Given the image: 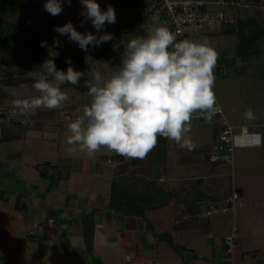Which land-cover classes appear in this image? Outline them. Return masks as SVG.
Here are the masks:
<instances>
[{"label":"crops","instance_id":"crops-1","mask_svg":"<svg viewBox=\"0 0 264 264\" xmlns=\"http://www.w3.org/2000/svg\"><path fill=\"white\" fill-rule=\"evenodd\" d=\"M103 1L105 3V0ZM117 2H120V0H117ZM120 5L125 15L137 16L138 18L135 22L133 20L129 31L134 35L142 34V26L144 24H150L154 18L150 4L141 6L137 1L131 3L129 0H121ZM107 8L108 6L105 5L104 9L107 10ZM237 11L239 10L236 8L229 9L227 12V21L233 20L238 16L239 12ZM200 33L209 35L219 46L223 47V45H225L224 36L227 34L223 32L222 23L216 24L211 31ZM211 40L209 41L210 44L212 43ZM116 45H114L112 49ZM112 49L101 59H105L112 64L115 63L116 66L120 67L121 61L117 59V57L120 56L114 55L113 57H109V52ZM232 57L233 56L229 55L224 57V59H219L217 65L219 62H224L225 65L230 66ZM116 66L112 72L118 70H115ZM101 68L100 72L102 74L112 73L108 72L104 67ZM214 71L218 75H221V73L218 72V67H216ZM88 92L89 88L87 87L84 102L85 106L89 105L91 101ZM81 108V110H83L84 105H82ZM74 109H76V107ZM59 110V113L52 118L32 119L33 121L29 124L20 123L11 118L5 120L3 119L4 116H1L0 137L16 134L19 138L12 140L25 138L27 130L32 126L42 125V128L46 127V129H51L52 126H45L44 124L57 117H61V111L64 109L61 107ZM77 110H79V108H77ZM28 119L31 120L29 115ZM240 124H243V122L236 123V125ZM21 125L23 127L27 125L28 127L26 131L24 130V134L20 135V132L17 131L12 134L13 130H17L16 127ZM198 125L202 126L201 124ZM211 127L212 142L216 138L218 128L216 126ZM251 131L258 136V142L261 145L259 134L253 130ZM188 135L196 145L195 149L191 151L181 149L176 143L173 144L171 140L168 139L169 150L166 165L164 171L159 176V180L165 184L167 189H181L183 192L186 189L188 192H191L189 188L193 184V179H196L194 181L196 183L200 182L197 196L194 195L193 190V194L191 193L190 196L184 193V198H188V201L197 199V203L200 206L194 226L186 228L176 227L177 224L181 223V221L177 220V215L180 211L185 209V203L187 202L185 199H180L179 195L174 197L166 206L147 213L149 216V213L161 209H168L170 212V218L168 220H163V215L160 216L161 214H158L154 220H151L148 216V220H144L141 217L113 213L110 210H106L109 191L106 195L93 190L87 193L78 192L72 189L73 185L70 183V176L65 172L66 165H64L63 162H57L55 160L53 162L44 161L57 165L63 172V176L58 182L49 185V180L40 176L39 171L35 167L36 165L32 164L36 169V173L28 176L27 182L31 190L27 191V195L23 196L21 193H12L11 191V199H8V195L4 198V193L0 192V202H2L3 198L6 202L10 200L11 208L20 213V220H4L5 209H3V206H0V264H230L223 245V237L226 232H228L231 222L229 220V222H227L226 220L227 223L225 226L224 221L213 220V216L205 217L202 213L210 201L220 202L228 194V192L222 194L219 186L211 184V175L207 176V174L201 170L204 167L203 164L207 163L214 168H217L216 166L222 167V165L212 164L207 159L206 148L211 142H203L201 136L196 135V132L194 135V132L190 131ZM173 145L175 146L174 149L171 147ZM246 147L251 148V146L237 148ZM173 152L179 154L178 159L175 160V158H173ZM103 157H106V155H99V158L90 165L88 169L90 174L101 176L109 173L101 165L104 163V165H106L108 163L107 161L110 162V159ZM124 159L128 160L129 158L124 157ZM202 159L205 161H201ZM13 160H15V158ZM74 160L76 171L80 172L84 170L81 159ZM199 164L203 167L200 166L199 168ZM0 165L6 169L4 172L0 173L1 181L3 174L8 172L10 168L3 162H0ZM176 165L180 166L182 169H177ZM195 168H198L199 174L191 178L188 172ZM177 170H180V175H177V173H179ZM48 172H52V170L48 168ZM11 173L14 174L15 172ZM107 176L109 180H111L110 174ZM177 181H180V186L175 188L174 185ZM207 181H210V183L207 184ZM237 190L239 198H241V201L247 206L244 205L242 209L239 208L241 215L239 220L242 223V228L240 231L241 234L238 228V238L244 241V243L238 248L237 245L239 241L238 239L236 240L234 253L236 264H264V254L259 252L260 248L257 247V245H249L246 243L247 236L245 234V230H248L249 234L251 233V235L255 236L256 232L252 227L253 225L250 217L254 215L253 203H255L256 200H260V197L256 198L253 194L250 196L247 195L246 192L248 190H243V188L239 186ZM17 206H21V208H17ZM50 207H52V209H49ZM260 207L263 208V203L261 202ZM53 209H59L60 215H57L59 216L58 218L51 214L53 211L50 212V210ZM90 210L95 211V233L92 249L88 250L84 244L81 216ZM250 211L252 212L250 213ZM183 217L188 218V214L184 213ZM189 221L190 220H187L186 222L185 220L181 224L187 225ZM222 230L224 231L222 232ZM166 233H170L174 247L169 245L166 238L167 236L165 237ZM242 234L243 236H241ZM72 240L81 242V247L84 251H80L78 246L72 243Z\"/></svg>","mask_w":264,"mask_h":264},{"label":"clouds","instance_id":"clouds-1","mask_svg":"<svg viewBox=\"0 0 264 264\" xmlns=\"http://www.w3.org/2000/svg\"><path fill=\"white\" fill-rule=\"evenodd\" d=\"M81 4L82 15L96 32L116 22L111 6L102 10L96 0H81ZM44 9L58 16L63 5L61 0H46ZM142 27V34L128 40L117 71H91L90 104L68 125L67 143L78 146L89 157L107 148L129 159H144L157 146L158 137L174 141L181 149L194 150L196 145L188 136L194 114L211 123L221 111L214 92L219 56L216 49L206 40H177L182 33H173L157 18ZM55 31L67 35L85 51L90 45L99 46L112 39L108 32L100 36L81 33L71 22L57 26ZM41 46L48 48V57L33 84L39 95L11 102L21 116L35 114L41 108L60 109L69 100L61 85H75L84 76L70 61L66 71L57 69L54 58L59 55V40L54 38L52 47L46 41ZM244 118L256 119L251 109Z\"/></svg>","mask_w":264,"mask_h":264},{"label":"rangeland","instance_id":"rangeland-1","mask_svg":"<svg viewBox=\"0 0 264 264\" xmlns=\"http://www.w3.org/2000/svg\"><path fill=\"white\" fill-rule=\"evenodd\" d=\"M131 3L135 0H129ZM100 5L102 10H105V5L108 7L111 6L116 14V22L114 24H105L100 32H96L90 20H86L82 15L84 8L81 4V0H62L63 11L61 13V26L67 22H71L77 31L81 33L92 32L93 34L100 36L104 32L112 34V38L120 37L119 43L109 52V57H117L121 61V56L126 48L127 42L131 39L134 34L129 31L130 25L138 20L137 16L125 15L122 7L121 0H96ZM245 7L239 9V16L241 17H264V0H257V3L251 4L250 2H245ZM231 9V8H229ZM121 10V13H120ZM134 32V31H133ZM119 35V36H118ZM65 38L69 41L67 35H64ZM123 38H122V37ZM217 38V37H214ZM189 39L193 41H210L211 46H213L218 52V60L227 56H233L230 66L224 67V74L215 73V86L214 92L216 99L223 108L227 118L236 125V123L243 122L246 124L250 130H253L261 138V145L259 147H246V148H236L234 152V173H231V169L227 164H217L222 165L216 166L217 168L209 166L205 163L201 170L204 171L207 176L211 175V184L219 186L222 194L229 193L231 188V182H234L236 187H241L243 190H248L247 195L253 194L254 197L259 198L253 203L254 215H251L250 220H252V227L255 229V236L249 234L248 230H245L247 236V242L249 245H257L260 248V253L264 254V79L253 76V72L257 69L264 66V55L251 61L250 68L247 66L246 70H240L238 67L242 65L240 60L234 57V47H235V36L232 34H227L224 36L225 45L219 46L216 44L215 40L207 34L198 33L197 31H191L189 34ZM93 63L89 64L90 72L92 69L100 71L101 67L112 72L115 63L107 62L105 59H99ZM115 65V66H113ZM217 67V66H216ZM10 71L13 76L23 79L22 85L19 87H8L0 84V117L4 116L3 119H15L20 123L29 124L33 120L28 119V115L21 116L18 114V111L13 108L12 100L14 99H30L34 96L39 95V93L34 89L33 84L35 78H38V74L22 68L18 63L14 62L9 66ZM119 69V66H116L115 70ZM61 90L65 91L69 97V100L62 106L61 117H57L52 121L46 122L45 126H52L51 129L42 128L40 126H32L28 129L26 126H17V130H11V133L14 134L15 131L20 132V135L26 132L25 138H20L12 141H2L0 142V162L5 163L10 170L3 174V178L0 181V192L4 193V198L8 195V199H11L10 193L17 192L27 195V191H30L31 187L28 185V176H31L36 173V169L32 164L37 165L41 164L44 161L54 160L57 162H63L65 167V172L70 176V183L73 185L72 189L78 192L87 193L89 191H98L106 195L109 191L110 181L108 176H112L116 171V163L110 160L107 161L108 165L102 164L103 168L109 173L107 175H96L90 174L88 169L90 165L94 163L95 160L99 158V155L111 156L114 152L109 151L107 148H101L94 156L89 157L86 153L80 152L78 146L69 145L67 143V137L70 135L68 130V125L75 120L78 116L82 114V105L85 106V94L86 90H79L75 88L62 87ZM76 107V109H74ZM79 108V110H77ZM43 109V108H41ZM251 109L255 114L256 119L253 121L246 120L244 118V113ZM70 115L72 118H67L65 115ZM237 121V122H236ZM202 125V124H201ZM55 126V127H54ZM211 126L202 125L199 126L194 120L191 122V132H196V135L201 136L203 142H211ZM252 132V131H251ZM189 136V135H188ZM258 141V136L255 138ZM215 139L210 143L212 144ZM171 143H175L171 140ZM210 146V145H209ZM209 146L206 148L208 151ZM174 149V145L171 146ZM76 148V151H70V149ZM172 149V151H173ZM175 152V151H174ZM173 152V153H174ZM177 152V151H176ZM201 154V153H200ZM21 155V156H20ZM176 159H178V153L173 154ZM15 160H13L14 158ZM74 159H81L83 164L82 171H76L74 165ZM201 161H205L202 159ZM102 162V161H100ZM106 162V161H105ZM37 163V164H36ZM41 167V166H40ZM177 169L181 168L177 166ZM182 169V168H181ZM181 174L180 170H177ZM11 172H15L12 174ZM190 177L197 176L199 174L198 168L188 172ZM179 180V179H178ZM196 179H193L194 182ZM210 180V179H209ZM210 181H207V184ZM180 181L174 185L175 188H178ZM2 199L0 206H3L5 209L4 220H20V213L14 211L11 208L10 200L7 202L5 199ZM260 202L263 203V208L260 207ZM241 203V204H240ZM244 202L241 201V198L236 200V224L239 228V232L242 228V223L239 220L241 218L239 208L242 209L247 206ZM242 206V207H241ZM247 208V207H246ZM49 209H52L50 207ZM108 210V209H106ZM244 210V209H243ZM53 211V212H52ZM53 216L58 218L60 215L59 209L50 210ZM115 213L114 211H111ZM252 211H250L251 213ZM249 213V214H250ZM119 214V213H117ZM158 214L163 215V220H168L170 218V212L168 209H161L156 212L149 213L148 218L154 220ZM154 216V217H153ZM213 220L224 221V225L227 222H231L233 219V213L231 210L222 211L218 209L213 214ZM249 219V218H248ZM227 220V222H226ZM229 220V221H228ZM223 226V224H222ZM226 226V225H225ZM223 229V227H222ZM224 230H222L223 232ZM253 232V231H252ZM227 233V232H226ZM241 234V232H240ZM239 236V235H238ZM243 236V234L241 235ZM237 247H241L244 241H241L238 237ZM77 241V242H76ZM72 243H75L78 246L80 251H84L81 247V242L78 240H72ZM74 244V245H75ZM55 250V249H54Z\"/></svg>","mask_w":264,"mask_h":264},{"label":"trees","instance_id":"trees-1","mask_svg":"<svg viewBox=\"0 0 264 264\" xmlns=\"http://www.w3.org/2000/svg\"><path fill=\"white\" fill-rule=\"evenodd\" d=\"M45 2L46 0H0V84L8 87L22 85L23 79L13 76L9 69V66L14 62L24 69L37 73L39 78L42 72L40 67L48 57V48L42 47L41 42L46 41L47 45L52 47L55 38L60 41V46L56 49L59 55L54 58L57 69L66 71L70 61L74 70L84 72V76L77 84L66 83L61 86L86 90L88 81L91 80L89 64L104 57L118 43L120 37L112 38L99 46L90 45L87 51L82 50L77 43L69 42L64 35L55 31L57 26H61V14L50 15L44 9ZM248 2L255 4L257 0ZM242 7L245 6L232 8L239 10ZM221 23L224 33L235 36L234 57L242 63L238 69L246 70L247 66L250 68L252 60L264 55V17L244 18L238 15L233 20L227 21L226 19ZM221 63L224 64V67L227 66L224 62ZM253 76L264 79V66L262 65L261 68L253 72ZM38 78L32 81L35 82ZM59 111V109L43 108L38 109L35 114L28 115L31 119H48L57 115ZM15 138H19V136L15 134L0 137V141ZM259 145L260 143L256 146ZM168 150L169 140L158 137L157 146L144 159L125 160L118 154L103 157L116 162V171L111 176L106 208L125 216L141 217L148 220L147 213L149 211L166 206L179 195L180 199H185L187 202L185 201V209L177 215V220L181 223L185 220L186 222L190 221L187 225L179 223L176 227L194 226L200 206L197 199L188 201V198H184V193L190 196L193 190L194 195L197 196L200 182H193L189 188L191 192H188L187 189L184 192L181 189H167L165 184L159 180V176L165 169ZM35 167L40 176L49 180V185L58 182L63 176V172L58 166L50 162H43ZM48 168L52 172H48ZM17 208H21V206H17ZM94 213V210H90L81 216L84 244L88 250L92 249L95 233ZM184 213L188 214V218L183 217ZM165 237L169 245L174 247L170 233H166Z\"/></svg>","mask_w":264,"mask_h":264},{"label":"built area","instance_id":"built-area-1","mask_svg":"<svg viewBox=\"0 0 264 264\" xmlns=\"http://www.w3.org/2000/svg\"><path fill=\"white\" fill-rule=\"evenodd\" d=\"M139 5L150 4L152 15L157 18L159 24L169 27L173 33H182L177 40L189 39L191 31L207 32L216 25L227 19V11L232 7L247 6L249 0H135ZM218 72L224 74V64L219 62ZM211 123L195 114L193 119L202 125L216 126L218 128L215 141L210 144L207 151V159L212 164H227L231 173H234V152L237 147L256 146V134L251 132L246 124L235 125L226 116L223 108ZM70 118L72 116L66 115ZM239 197L237 187L231 182V188L225 198L220 201H210L202 211L203 216L211 217L212 214L221 209L233 213L228 232L223 237V245L230 264H236L235 247L238 237V226L236 224V200Z\"/></svg>","mask_w":264,"mask_h":264},{"label":"water","instance_id":"water-1","mask_svg":"<svg viewBox=\"0 0 264 264\" xmlns=\"http://www.w3.org/2000/svg\"><path fill=\"white\" fill-rule=\"evenodd\" d=\"M6 169L3 168L1 165H0V173L4 172Z\"/></svg>","mask_w":264,"mask_h":264}]
</instances>
